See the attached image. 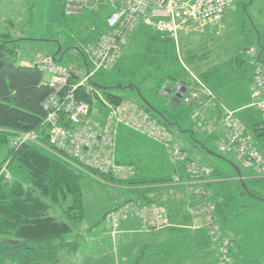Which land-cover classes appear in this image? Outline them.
<instances>
[{
    "label": "rangeland",
    "instance_id": "1",
    "mask_svg": "<svg viewBox=\"0 0 264 264\" xmlns=\"http://www.w3.org/2000/svg\"><path fill=\"white\" fill-rule=\"evenodd\" d=\"M64 4L65 0H0V37L18 40L16 56L20 61H42L60 50L57 59L76 70L82 79L87 75L88 66L94 69L89 49L106 29L110 11L109 8L107 11L95 8H87L89 10L86 11L84 8L81 13L75 14L77 16H68ZM89 11L92 12L90 16ZM249 48L256 51L257 57L247 54ZM238 56L249 67L238 71L236 65L240 67V64L231 61L232 58H240ZM262 66L264 0H236L220 25L210 24L200 28L199 32L180 37L179 41L170 35L157 33L141 18L131 39L119 53L114 67L111 70L99 69L92 78L99 93L94 110L104 109L103 99H106L107 94L137 102L150 109V113L168 127L174 144L191 151L194 161L213 168L215 176L221 178L222 186L213 196V203L216 202L215 215L222 236L225 235L233 243L230 251L232 264H264V176L250 168L247 173H243L251 174L249 179L244 182L235 180V173L244 169L240 156L222 153L219 144L224 137L214 132L217 127L226 132L224 118L228 111L224 112V118L218 124L217 116L205 120L203 111L208 113L207 108L217 105L225 110V102L222 98L217 99L218 91L211 84L221 81L222 89L245 95L247 82H250L249 68L253 71L249 83L252 86L255 84V71ZM214 69L219 72L215 82L212 81ZM44 75L50 80V75ZM200 84L207 89V94L201 99L188 104L181 99L177 108L169 106L170 94L164 90V86L191 89ZM250 102L252 120L243 123L252 134L254 143H258L257 139L264 140V134L257 135L254 130V124L260 122L256 105L258 98L251 96ZM119 128L121 130L123 127ZM122 131L126 132L119 133L117 138V130V147L124 150L127 162L140 166L138 177L174 175L170 161L174 162L175 157L168 146L162 141H152L150 136L152 140L136 135L127 127ZM172 131H175L176 139ZM192 133H195L194 139ZM12 145L15 144L12 142ZM10 147L11 143L0 146V165H3L2 172L6 175L10 161L6 158ZM199 150H202V155L208 156V160L198 155ZM95 179L86 176L82 180L85 218L78 235L73 233L67 236L69 241L79 243L80 254L66 264H133L145 243L143 238L150 234L140 231L125 237L117 236L114 240L113 233L112 237L109 231L107 235L103 234L107 226L104 215L125 199L137 198L141 194L140 188ZM53 212L60 214L59 209L54 208ZM172 219L165 230L172 229ZM94 239L98 240L95 245L92 243ZM213 263L211 260L205 264Z\"/></svg>",
    "mask_w": 264,
    "mask_h": 264
},
{
    "label": "built area",
    "instance_id": "2",
    "mask_svg": "<svg viewBox=\"0 0 264 264\" xmlns=\"http://www.w3.org/2000/svg\"><path fill=\"white\" fill-rule=\"evenodd\" d=\"M236 0H66L67 15L81 13L84 8H109L106 29L95 39L89 55L93 70L88 66L87 75L80 79L77 71L60 62L55 56H49L35 63L44 73L50 75L46 80L53 92L44 103L45 117L43 128L47 142L41 143L36 131L21 133L14 140L18 145L34 142L52 153L58 154L66 162L90 176L93 171L125 176L134 174L132 166L119 165L114 149L118 126L133 128L157 141H162L171 150L172 155L188 164L195 179L212 176V170L202 164L189 160L187 154L176 143L168 127L156 119L147 108L130 99L113 104L103 99L104 109L94 110L99 93L92 78L99 69L111 70L123 47L131 39L136 25L144 22L159 34L170 35L179 41L184 35L199 32L210 24H221L227 10ZM247 54L257 57L256 51L249 48ZM200 83V82H199ZM202 86V87H201ZM188 89V88H187ZM92 99L87 101L82 95ZM207 94L206 86L188 89L182 101L192 103ZM252 97H257V107L261 112L264 129V66L255 71V84L252 85ZM228 111L225 118L227 133L219 144L222 153H235L245 164L254 165L262 172L264 158L251 146L245 136V126ZM42 128V129H43ZM175 182L180 177L174 178ZM199 196L202 228L218 252L217 264H232L230 255L232 241L222 236L219 221L215 215V205L211 194L201 190ZM136 215L140 226L146 230L167 227L170 219L162 203L129 201L108 212L104 219L107 227L118 231L124 222Z\"/></svg>",
    "mask_w": 264,
    "mask_h": 264
},
{
    "label": "trees",
    "instance_id": "3",
    "mask_svg": "<svg viewBox=\"0 0 264 264\" xmlns=\"http://www.w3.org/2000/svg\"><path fill=\"white\" fill-rule=\"evenodd\" d=\"M17 41L0 37V146L11 143L8 175L0 165V264H61V252L73 254L79 249V243L67 236L85 218L81 183L86 176L128 186L156 180L96 171L90 176L37 143L13 146L19 134L29 131L38 132L41 143L47 142L44 103L53 92L37 65H22L17 59ZM82 98L92 99L84 93ZM106 99L113 104L124 100L114 94ZM260 126L254 129L264 134ZM217 259L205 229L177 228L170 238L144 245L133 264H205Z\"/></svg>",
    "mask_w": 264,
    "mask_h": 264
},
{
    "label": "crops",
    "instance_id": "4",
    "mask_svg": "<svg viewBox=\"0 0 264 264\" xmlns=\"http://www.w3.org/2000/svg\"><path fill=\"white\" fill-rule=\"evenodd\" d=\"M65 2H66V0H65ZM64 6H65V4H64ZM88 10L89 9H87L86 11H88ZM89 13L91 14L92 12L91 11L88 12V15L90 16ZM68 16H73V15H68ZM74 16H77V15H74ZM88 18H90V17H88ZM215 25H220V24H215ZM58 53H60V50ZM58 53H55L54 55H48L47 57L58 55ZM238 57H240V56H238ZM236 59L232 58L231 61H236L233 64H235V63L240 64V67H239V65H236L237 66L236 69L238 71L241 70L243 67L248 66L247 65L248 63L243 62L245 60H243L242 57L236 58ZM40 61L41 60H36V61L30 63V62L22 60L21 64L22 65H32V64H35V63L40 62ZM213 67H216V66H213ZM211 69H213V68H211ZM214 70L212 72V74H213L212 75V81L213 82H215L214 80L217 79L216 75H217V73H219L218 69L217 70L214 69ZM252 72H253L252 69L249 68L248 79H250V82L252 81V74H251ZM44 79L47 80L46 78H44ZM250 82H247V87L245 88V90H246L245 95H243V94L239 95L238 93H234L233 90H229V92H228V90L226 88L222 89L223 85L220 84L221 81L219 83L215 82V84H211L218 91V92L216 91L218 94L217 99L219 100L222 98L221 100H223L225 102V103H223L225 110H224V108H220L221 106H219V105L210 106V108H207V109H209L208 113L203 111V114H204L203 118L205 120H207L208 118H212L214 116H217V124H218L224 118V114L226 113V111H230L233 113L232 114L233 117L236 120L238 119L237 121H239L241 123H243L244 121L252 120V118H251L252 111L250 110V108H251V102L250 101H251V96H252L250 94V92L252 93V86H249ZM220 89H221V92H220ZM224 91L226 92L225 95H224ZM228 93H230V94H228ZM224 96H226V98ZM223 97H224V99H223ZM207 109H205V110L207 111ZM258 112L260 114V122L259 123H261V125H262L263 120H262L261 112L259 111V109H258ZM244 126H245V124H244ZM254 126H255V124H254ZM119 127H123V128L120 130ZM124 127L126 128L127 126H123V125L118 126L117 138L119 137V133L126 132V131H122V130H124ZM260 127H262V126H260ZM127 128H129V127H127ZM130 129H131V131H134L136 133V135L138 134L139 136H145L148 139L152 140L149 136L144 135L143 133H141V132H139L133 128H130ZM180 129H182V126H180ZM216 129H217V131H214V132H216L220 137L226 136L227 129H226V132H225V130H222V128H219V127H217ZM172 133L174 135V139H176L177 136H175L176 135L175 131L174 132L172 131ZM194 134L195 133L191 134V137L193 139H194ZM256 134L260 135V136L263 135L262 133H256ZM120 136H121V134H120ZM245 136L249 138L250 145L255 147L258 150V152L264 158V152H263L264 140L263 139H257L256 141H258V143H254L252 134L247 131V125L245 127ZM148 139H147V141H148ZM152 141L158 143V141H156L155 139H153ZM118 143H119V141L116 139L114 154H115V159H116L117 163L119 165L124 166V167L125 166H132L134 168V171H135L134 174H129L128 172H126L125 176H121L119 178H124V179L134 178V177L137 178L138 174H140V172H139L140 166L136 165L134 163H131L130 161H128V162L126 161L127 159H126V155L124 154V150L120 149V147H117ZM166 149L168 150V148H166ZM182 150L186 154H188V156L194 161V159H193L194 157L192 156L191 151H189V150L186 151V149H182ZM198 152H199V154H198L199 156H201L202 158L204 157L203 159H205V160H208L207 159L208 156H206V154H205V156L202 155V150L201 151L199 150ZM209 154H212V153H209ZM231 154L237 156V154H235V153H231ZM170 156H172V155H170ZM239 159L241 160L240 162L242 163V165H243L242 167L244 169L243 170L240 169V171H239L240 174H238L239 172L235 171L236 172L235 173V180L236 181H239L241 179L242 182H244L245 179H249L251 177V174L245 175L243 173H247L248 169H250V168L255 169L259 175L264 176V164H263L262 172H258L257 169L253 165L245 164L241 158H239ZM173 161L174 162L170 161V169L175 172L174 175H171V176L159 175L158 177H154V178L142 177V178H146V179H155L156 180L155 183H150L149 185H139V186H128V185H123V184L117 183V184L125 186V187L140 188V191H141V194L137 198L125 199V201H123L122 203H119L117 205V207L124 204L125 202L131 201V200H141V201H145V202L162 203V205L166 209V214L170 219V223H171V218H173L172 220L174 222H172V224L170 225L172 227V229L171 230L170 229L165 230L167 228L163 227V228H158V229H152L155 233L149 232L150 230H146V229L141 228L138 218L136 217V215H134V216H132V219H129L128 221L124 222L122 227L118 231L114 232L112 230H109V228L107 226H105V228L103 230L104 231L103 234L107 235L108 231H109L111 237H112L111 233H113L112 238L115 240V239H117V236L125 237L127 235H131L132 233H137V232L139 233L140 231H146L145 233L150 234V235H147L146 237L143 238L144 239L143 242H145L144 245H146L147 243L163 241V240L170 238L173 234L174 229H177V228H186V229H190V230L202 228L203 215L201 213L200 205H201V202H203L202 201L203 198L199 196V193L201 190H203V191L207 190L211 194L212 200H215V197L213 198V196H215L216 191L220 190L221 186H222V184H221L222 182H220L221 178L215 176V174H214L215 171L213 170V168L212 169L210 168L212 170V176L211 177L204 178V179H195L186 162L180 161V160L175 159V158L173 159ZM200 164H202V163H200ZM202 165L209 168V166H207L205 164H202ZM175 177H180V181L175 182L174 181ZM81 185H82V183H81ZM214 203L216 204V202H214ZM215 207L217 210L216 205H215ZM114 208H116V207H114ZM114 208H112V209H114ZM112 209H109V210H112ZM109 210H107V211H109ZM167 227H169V226H167ZM79 228H77L73 233H76L78 235ZM98 238H100V237H98ZM94 241L92 240L93 244L96 243L98 240L94 239ZM143 246L141 247V249L143 248ZM85 248H88V246ZM79 254H80L79 251L77 253H73V254L65 252V251L61 252L60 253V257L62 258L61 264L69 263L70 261H72V259H75ZM125 264H129V263H125ZM213 264H217L216 261H214Z\"/></svg>",
    "mask_w": 264,
    "mask_h": 264
},
{
    "label": "water",
    "instance_id": "5",
    "mask_svg": "<svg viewBox=\"0 0 264 264\" xmlns=\"http://www.w3.org/2000/svg\"><path fill=\"white\" fill-rule=\"evenodd\" d=\"M186 87H177V88H172L171 86H164V90L170 94L169 98V106L173 108H177L180 103L181 99L183 97V94L186 92ZM239 172V170H238ZM240 174V172L238 173Z\"/></svg>",
    "mask_w": 264,
    "mask_h": 264
},
{
    "label": "bare ground",
    "instance_id": "6",
    "mask_svg": "<svg viewBox=\"0 0 264 264\" xmlns=\"http://www.w3.org/2000/svg\"><path fill=\"white\" fill-rule=\"evenodd\" d=\"M254 166V165H253ZM255 167V166H254ZM256 168V167H255ZM259 172V171H258Z\"/></svg>",
    "mask_w": 264,
    "mask_h": 264
}]
</instances>
